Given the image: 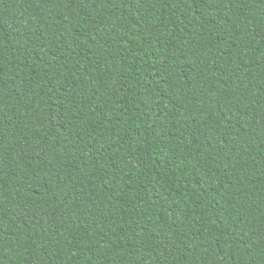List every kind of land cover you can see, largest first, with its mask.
<instances>
[{"label": "trees", "instance_id": "16d2710c", "mask_svg": "<svg viewBox=\"0 0 264 264\" xmlns=\"http://www.w3.org/2000/svg\"><path fill=\"white\" fill-rule=\"evenodd\" d=\"M0 264H264V0H0Z\"/></svg>", "mask_w": 264, "mask_h": 264}]
</instances>
